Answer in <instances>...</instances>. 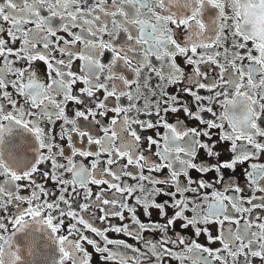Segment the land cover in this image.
<instances>
[{
	"label": "snow or ice",
	"instance_id": "1",
	"mask_svg": "<svg viewBox=\"0 0 264 264\" xmlns=\"http://www.w3.org/2000/svg\"><path fill=\"white\" fill-rule=\"evenodd\" d=\"M0 25L8 29L7 38H0V264H91L92 256L85 245L106 255L105 264H128L129 258H117L108 251V246L128 249L126 244L107 240L108 232L123 231L136 239L146 232L165 233L181 220L185 227H195L201 221L188 220L184 215L195 208L177 201L170 205L177 210L174 219L163 227L146 226L136 219L135 207L123 200L107 199L104 192L93 199L88 185L106 186L125 200H132L138 191L143 200L136 198L134 203L145 215L150 209L165 213L143 187L147 181L157 195L167 196L170 194L155 187L165 181L137 177L128 172L129 167L141 173L145 167L150 172L167 168L171 173L167 183L177 194H183L196 191L193 185L197 182L189 177L191 171L205 176L215 172L218 181H223V171L234 172L237 166L264 157V0H0ZM3 34L0 28V36ZM18 42L19 48L13 50L11 45ZM105 53L111 54L106 63L102 62ZM178 58L191 69V77L178 65ZM153 60L160 62L159 68L151 63ZM77 61L81 62V75L72 71ZM38 64L45 66L46 80L41 79ZM205 66H210L208 74ZM146 69H150L148 76L159 79L155 87L161 91L155 104L149 100L137 107L143 98L139 81ZM149 83L145 87L155 97ZM77 84L83 88L74 94ZM175 85H186L187 90L179 91L191 97L195 112L167 94ZM99 93H103L102 99ZM125 99L128 107L121 104ZM113 100L115 105L110 103ZM70 104L77 106L71 115ZM214 107L221 110L219 114ZM133 112L136 115H131ZM180 112L205 130L166 122L169 113ZM110 113L118 119L105 124ZM205 113L213 119H205ZM139 116L157 119L142 120ZM154 128L166 131L159 137L163 144L147 138V151L152 146L158 149L159 166H153L138 147L142 144L139 132ZM214 130L220 133L219 143L230 145L233 158L216 167H199L196 161L201 151L219 160L218 144L204 142L213 140L210 133ZM105 156L108 159L102 160ZM77 158L93 160L91 170L77 164ZM121 161L126 165H120ZM44 165L51 167L41 172ZM115 165H120L119 170ZM248 167L245 179L251 186V198L241 199L240 187L226 190L235 197L214 193L217 203L210 206L204 221L220 222L217 216L228 211L226 203L240 216L228 220L237 225V235L221 237L223 256L192 243L186 253L211 258L205 261L195 257L192 264H264V216L252 215L258 209L264 211V164L251 163ZM68 174L71 180L64 179ZM125 176L139 179L140 186L133 189L121 185ZM40 179L56 185V190L49 191ZM23 183L26 188L21 187ZM198 187L211 185L199 183ZM29 190L28 197L21 195ZM77 191L83 192L86 201L78 205L79 211L71 202L78 200ZM245 204L248 207H242ZM108 208L121 211L109 214L105 211ZM8 209L14 211L9 213ZM95 210L104 213L103 218L95 217L100 224L112 215L123 220L124 213H129L139 232L129 234L127 226L101 231L84 215L94 217ZM67 221L73 223L65 229ZM85 233L98 237L105 246L100 247ZM196 235H200L199 230ZM171 243L167 236L160 241L161 245ZM129 250L141 255L137 249ZM146 251L156 255L157 245ZM132 264L137 261L133 259Z\"/></svg>",
	"mask_w": 264,
	"mask_h": 264
},
{
	"label": "flooded vegetation",
	"instance_id": "2",
	"mask_svg": "<svg viewBox=\"0 0 264 264\" xmlns=\"http://www.w3.org/2000/svg\"><path fill=\"white\" fill-rule=\"evenodd\" d=\"M0 28L4 29L3 36H0V38L6 39L7 38V26L6 25H0ZM63 35V34H61ZM65 39H69L67 36H65ZM107 39V37L105 38ZM13 50H17L19 48V42L15 45H11ZM77 47H82L80 45H77ZM243 55V53H242ZM58 56V54H57ZM111 59L110 53H105L104 58L102 62L106 63L109 62ZM222 62V61H221ZM2 63V61H0ZM154 66L159 68V61L153 60L151 62ZM178 65L187 73L189 77L192 75V71L189 67H186L184 64L183 59H179L177 61ZM15 67H20V65H15ZM81 67V62L77 61L75 65H73L72 71L77 74L81 75L79 69ZM210 66H205L204 70L206 74H208V68ZM36 69L40 74L41 79L46 80L45 72L46 68L43 64L36 65ZM150 69H146L145 73L141 74V78L139 81V87L141 89V92L143 94V98L141 99V104L137 105V107H141L143 104L148 103L149 100L152 104H155L156 99L159 98V93L161 91V88L155 87L156 85L160 84V81L155 76H148V72ZM164 71H167L166 69ZM106 75V73H105ZM131 76V74H129ZM211 78H218V77H211ZM148 87L153 88V90L156 92V96L153 97L151 92L148 90V88L145 87V84L148 83ZM204 83H208L207 81H202ZM162 87V86H161ZM83 88V85L77 84L75 88L73 89L74 94L79 93ZM185 89L186 85H175L172 87H169L167 89V94L170 96H176L179 100L183 101L185 104L189 105L191 110L195 112V106L192 103L191 97H186L180 93V89ZM11 91V89H10ZM128 91H132V89H129ZM200 95H210L209 93L201 92ZM100 98H103V93L98 94ZM231 95V93H229ZM141 98L138 95V99ZM111 104L115 105V101H110ZM122 106L128 107L129 102L125 99L121 101ZM74 110H77L76 105H69L68 106V113L69 115L72 114ZM82 110V109H80ZM218 114L220 113V109L218 107H214L213 109ZM131 115H136L134 112ZM131 115L129 118L131 119ZM138 119L142 120H152L155 121L157 118L155 116L153 117H147V116H139ZM204 118L208 120H212L213 117L209 116L207 113L204 114ZM111 119H118L114 116V114H108L107 119L104 121L105 124H108V122ZM166 122L170 126H183L187 129H193L198 128L201 131H204V127L201 126L196 121H190L187 119V117L184 115L183 112L177 113L175 115L169 113L167 117L165 118ZM60 125H57V129H59ZM139 131V129H137ZM141 138H142V144L139 145V149L141 153L151 162L153 166H159L161 161L159 157L155 155V153L158 151V149L154 146L151 147V151H147L149 148V145L147 143V138L151 137L153 140H156L157 143L163 144V140H161L159 137H162L166 134L165 129L163 128H154L148 132H139ZM213 136V140L211 142H208L204 140L202 137L201 139L204 140L205 143H217L218 147L216 151L219 153V160L215 158H209L207 154L203 151L199 152L197 154V165L199 167L203 168H209V167H216L219 163L228 162L233 157L232 154L228 151L230 145L228 144H221L219 143V136L220 133L218 130H214L210 133ZM59 142V141H58ZM64 146L66 147V142H63ZM181 144L185 143L183 141L179 142ZM80 147V145H77ZM239 147L243 148V145H240ZM94 151L96 149H93ZM70 155V150L68 152ZM102 160H107L108 157H101ZM60 162V161H58ZM66 163V161H62ZM77 164L83 165L85 168L91 170V164L94 162L93 160L84 161L81 158H77L75 161ZM251 163H260L264 164V157H262L259 161H249L248 164ZM248 164L239 165L236 168V171H223L222 175L224 176L223 181H218L217 174L215 172H209L208 175H202L199 172L191 171L189 172V177L196 181V185H193V187L196 189L194 192H185L183 194H177L176 188L170 186L167 182L171 179V173L168 171L167 168H164L162 171L159 172H150L147 167H145V170L141 173L140 170L129 167L127 170L130 173L135 174L137 177L140 175H143L145 177H149L154 180H162L165 181V183L156 185L158 191L160 192H167L170 195L164 196V195H157L156 192L153 191V185L151 183H148L145 181L143 184V187L145 188L146 192L151 193V196L154 197V200H152L153 203H156L160 205L161 207H164L165 213H161L158 209H150L149 215H145L144 209L135 205L134 201L136 198H140L143 200V195L140 192H136L135 196L132 198V200H125L123 197L115 196L112 192L108 191L106 186H102L100 188H97L95 185H88V188L93 193V199H95L96 195H99L101 192L106 193L107 199L110 200H123L125 203H127L130 207H135L136 211L134 215L136 216V219L140 221L141 224H144L146 226L153 225V226H160L163 227L168 220L174 219L176 214V209L174 207H170V205H174L177 201H186L188 208H195L194 211H188L185 212L184 215L188 220L193 219H199L201 222L195 227L189 226L185 227V222L183 220L177 221L176 224H174L172 227L168 228L165 233L161 232H146L141 234L136 239L130 238V235H125L123 231L120 234H117L115 232H108L106 239L111 240L113 242H119L122 244L128 245V249L125 248H117L115 246H108V251L113 253L114 256L117 258L119 257H127L129 258L128 264H132V260H136L137 264H192V259L195 257H200L202 260H208L211 259L206 254L196 253L193 252L191 254L186 253V248L191 247L192 243L198 244L200 247L206 248L209 251L212 252H220V254L223 256L225 255L220 250L223 247V244L220 243V239L223 236L224 238H227L229 235H237V225L234 223H229L228 220H238L240 219V216L237 215L235 212L232 211L231 206L226 204L224 205L225 208L228 209L227 212H225L223 215L217 216V220L220 222H204L205 218L210 214L212 205H215L217 201L213 199L214 193L220 194L223 193L229 197H235V193L231 191H226L229 186L232 187H240L242 189L241 193V199L247 200L250 199L252 196L251 186L248 184L247 180L245 179L247 175V171L250 170L248 167ZM120 165H126L125 161H121ZM120 165H115V168L119 170ZM50 165H44L41 166V172H43L46 168H50ZM100 167L104 168L106 167L105 164H101ZM174 167H179V165H174ZM64 179L71 180L72 176L70 174L65 175ZM101 179H110L108 177H101ZM40 183H43L46 188L49 191H55L56 185L51 184L49 181H44L43 179L39 180ZM181 182L184 184L187 183V181L181 177ZM115 183V182H113ZM121 185H128L129 187L135 189L137 186H140L139 179L131 180L128 179L126 176L119 182ZM199 183H205L211 185V187L206 189H201L198 187ZM21 187H27L26 183H23ZM71 190V189H69ZM30 194L29 191L22 192L21 195L28 197ZM59 195V193H57ZM78 200L71 201L74 208H76L77 211H79V204H84L85 196L82 191H77L76 193ZM258 196L260 194H257ZM173 196H175V199H173ZM66 199H70L69 197H65ZM151 199V197H150ZM256 203H259L257 201ZM100 207H103V205H100ZM242 207H248V205H242ZM9 213L14 211L13 209L7 210ZM106 212L109 214L113 213H119L121 209H105ZM86 217H88L90 220H94V226L101 230V231H107L108 227L113 228H121L123 229L125 226L128 227L129 234L131 233H137L139 232V228L137 225L133 224L131 219V214L124 213L125 219L121 220L118 215H112L110 219L105 221V224H100L99 220L95 219V217L103 218L104 213H101L98 210H95V216H89V214H84ZM253 216L260 215L264 216V211L257 210L252 214ZM0 216H3V213H0ZM163 217V218H162ZM248 217H245L247 219ZM255 223H259L258 221H253ZM72 221H67L65 224V229L70 227L72 225ZM241 228H243V220H241ZM199 230L200 235L197 236L196 232ZM89 239L94 240L100 247H104V242L100 240L98 237L93 236L91 233H85ZM165 236L169 240L172 241L171 244H160V241L165 239ZM184 240L185 244L180 245L179 241ZM139 241V242H138ZM210 241H216L215 243H212ZM152 244L157 245V252L156 255H152L151 252L146 251V249L150 248ZM168 248L169 251L167 253H164L162 251L163 248ZM86 250L89 252V255L92 256L91 264H105L107 261L106 255H100L97 254L96 251L87 245H85ZM137 249L141 255H137L136 252H132L129 249ZM156 256H160L161 259L157 260ZM177 257H188L185 259H177Z\"/></svg>",
	"mask_w": 264,
	"mask_h": 264
}]
</instances>
